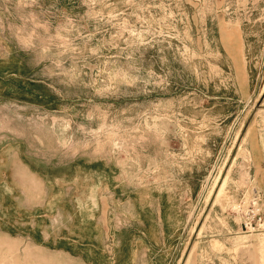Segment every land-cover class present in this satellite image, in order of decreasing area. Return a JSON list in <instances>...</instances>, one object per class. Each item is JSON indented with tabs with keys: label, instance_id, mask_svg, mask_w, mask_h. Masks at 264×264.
<instances>
[{
	"label": "rangeland",
	"instance_id": "obj_1",
	"mask_svg": "<svg viewBox=\"0 0 264 264\" xmlns=\"http://www.w3.org/2000/svg\"><path fill=\"white\" fill-rule=\"evenodd\" d=\"M250 176L264 0H0V264H264Z\"/></svg>",
	"mask_w": 264,
	"mask_h": 264
},
{
	"label": "built area",
	"instance_id": "obj_2",
	"mask_svg": "<svg viewBox=\"0 0 264 264\" xmlns=\"http://www.w3.org/2000/svg\"><path fill=\"white\" fill-rule=\"evenodd\" d=\"M246 232L264 231V179L249 177L246 188L233 205Z\"/></svg>",
	"mask_w": 264,
	"mask_h": 264
},
{
	"label": "crops",
	"instance_id": "obj_3",
	"mask_svg": "<svg viewBox=\"0 0 264 264\" xmlns=\"http://www.w3.org/2000/svg\"><path fill=\"white\" fill-rule=\"evenodd\" d=\"M81 158H75L72 162L73 164H76V168L77 169V166H80L82 165L81 163ZM23 163L24 166H26V170L29 174L31 175H34L36 176L40 182L43 183L44 185V190L42 192V202L41 204L39 203V207L37 209H39L38 211H44V209H46L45 207L49 204L50 200L54 199V197H57L56 195V192H57V170L59 168H57V165L53 164V165H48V166H45L44 170H42V168H38V167H35L31 164L30 161H27V160H22L21 161ZM60 167V166H59ZM77 172H78V169H77ZM77 175H75L76 177ZM59 177V176H58ZM101 180V176H98ZM60 178V177H59ZM77 180V179H75ZM71 185L70 186H67L66 187V190H68V192H66V195L68 193H70L71 191V195H72V191L73 189L75 188L74 185L72 184H75V183H70ZM101 184V183H100ZM95 191L98 189L99 190V186L97 185L95 188H93ZM71 202L73 200V198L71 197ZM56 213L59 214L58 216H60V214L63 213V210L60 208V207H57L55 209ZM55 213V214H56ZM54 221H57V218L55 217L54 218ZM53 223V222H51Z\"/></svg>",
	"mask_w": 264,
	"mask_h": 264
},
{
	"label": "bare ground",
	"instance_id": "obj_4",
	"mask_svg": "<svg viewBox=\"0 0 264 264\" xmlns=\"http://www.w3.org/2000/svg\"><path fill=\"white\" fill-rule=\"evenodd\" d=\"M234 46V45H233ZM6 248L9 250L11 247L9 246L8 242H5L3 239L0 238V250H6Z\"/></svg>",
	"mask_w": 264,
	"mask_h": 264
}]
</instances>
